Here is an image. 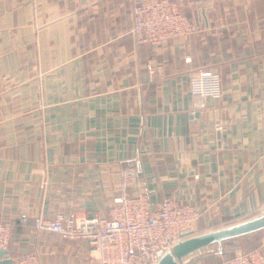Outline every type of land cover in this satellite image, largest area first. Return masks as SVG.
Returning a JSON list of instances; mask_svg holds the SVG:
<instances>
[{
    "label": "crops",
    "instance_id": "0c3cea01",
    "mask_svg": "<svg viewBox=\"0 0 264 264\" xmlns=\"http://www.w3.org/2000/svg\"><path fill=\"white\" fill-rule=\"evenodd\" d=\"M188 36L137 44L132 0H0V221L24 216L8 258L99 264L83 239L37 231L58 213L110 217L122 172L152 207L165 197L201 208L194 236L262 213L264 0H184ZM189 59V60H186ZM162 74L152 77L148 63ZM212 69L221 98L192 94ZM185 264L264 254V234Z\"/></svg>",
    "mask_w": 264,
    "mask_h": 264
},
{
    "label": "built area",
    "instance_id": "2783aa9c",
    "mask_svg": "<svg viewBox=\"0 0 264 264\" xmlns=\"http://www.w3.org/2000/svg\"><path fill=\"white\" fill-rule=\"evenodd\" d=\"M183 1L132 0L135 42L160 45L197 31L199 23L184 11ZM147 70L152 77L163 73L158 63H148ZM190 89L196 96L221 98V76L212 69L198 70L191 78ZM137 178L134 164L124 168L122 191L113 199L109 218L61 212L52 219L36 217L34 227L64 239L86 240L99 264H156L161 253L194 236L202 210L174 197H165L152 207L148 192L130 191ZM24 224V216L0 221V252L8 248L14 228ZM13 264H40V260L37 253L31 252L13 259ZM223 264H264V254L257 248L244 249Z\"/></svg>",
    "mask_w": 264,
    "mask_h": 264
},
{
    "label": "water",
    "instance_id": "95a60500",
    "mask_svg": "<svg viewBox=\"0 0 264 264\" xmlns=\"http://www.w3.org/2000/svg\"><path fill=\"white\" fill-rule=\"evenodd\" d=\"M264 234V213L251 219L193 236L161 253L156 264H185L191 259L250 241ZM8 250L0 252V264H13Z\"/></svg>",
    "mask_w": 264,
    "mask_h": 264
},
{
    "label": "rangeland",
    "instance_id": "374dc122",
    "mask_svg": "<svg viewBox=\"0 0 264 264\" xmlns=\"http://www.w3.org/2000/svg\"><path fill=\"white\" fill-rule=\"evenodd\" d=\"M243 244H246V243L238 244L236 249H239V250H240V248H241V246H242ZM235 247H236V246H235ZM242 250H244V249H242Z\"/></svg>",
    "mask_w": 264,
    "mask_h": 264
}]
</instances>
